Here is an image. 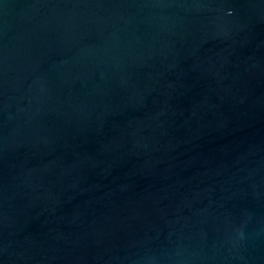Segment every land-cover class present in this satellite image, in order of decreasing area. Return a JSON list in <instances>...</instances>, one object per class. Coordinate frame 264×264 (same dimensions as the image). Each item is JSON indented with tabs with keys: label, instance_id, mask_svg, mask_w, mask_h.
I'll return each mask as SVG.
<instances>
[{
	"label": "water",
	"instance_id": "obj_1",
	"mask_svg": "<svg viewBox=\"0 0 264 264\" xmlns=\"http://www.w3.org/2000/svg\"><path fill=\"white\" fill-rule=\"evenodd\" d=\"M0 264H264V0H0Z\"/></svg>",
	"mask_w": 264,
	"mask_h": 264
}]
</instances>
